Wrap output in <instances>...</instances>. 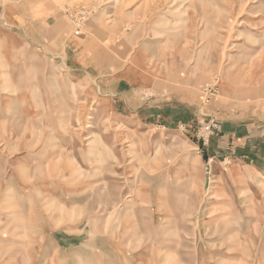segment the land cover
Here are the masks:
<instances>
[{
    "label": "rangeland",
    "instance_id": "rangeland-1",
    "mask_svg": "<svg viewBox=\"0 0 264 264\" xmlns=\"http://www.w3.org/2000/svg\"><path fill=\"white\" fill-rule=\"evenodd\" d=\"M226 120L264 129V0H0V264H64L58 230L76 264H264Z\"/></svg>",
    "mask_w": 264,
    "mask_h": 264
},
{
    "label": "crops",
    "instance_id": "crops-1",
    "mask_svg": "<svg viewBox=\"0 0 264 264\" xmlns=\"http://www.w3.org/2000/svg\"><path fill=\"white\" fill-rule=\"evenodd\" d=\"M11 81L12 82H10V84H12V83L14 84L15 83L14 79H11ZM36 83L39 85V87L35 91V96L37 97V90L40 88V86L45 85L46 83L48 84L49 80H44L43 79V80L38 81ZM32 84H35V83L34 82L28 83V85H27L28 88ZM16 92H17V90H16ZM21 92L24 93L23 96L20 95ZM17 93H19V98L22 100V104H21V108L19 109L18 114L15 116V118H21V119H22V117L25 118V119L32 118L33 116L35 117L33 110H37V111L38 110H42V109L37 108L35 106L32 107V103H30V100H32V98H33L32 90L26 89L25 91L24 90L20 91V89H19ZM44 98L43 99H38V97H37V99H36L37 103L41 104L44 101ZM152 106H154V105H148V106H146L144 108H150ZM166 107H164V109ZM28 108H30V109H28ZM164 109H163V111H164ZM141 110L142 109H140L138 112L136 111V113L133 114V118H139V117H142V118L145 117L146 118V117H148L150 115V114L149 115H145L144 113H141L142 112ZM164 113L167 116L171 117V118H174V117L181 118L182 116L184 117V114H182L181 111L180 112L177 111L176 108H173V109L167 108V109H165ZM178 118H176V119H178ZM15 120H16V122H13V126L14 127H21L20 126L21 123H19L20 122L19 119H15ZM25 121H27V120H25ZM225 122H226L225 124L224 123L222 124V128H223V126H227V128H226L227 132L224 135H222L221 139H219V137H218L217 148L214 147V150L216 151V153L218 155H221L222 151L226 152L225 149H221V148H224V145L226 143L231 144V146L230 145L228 146L231 149L230 150V154L236 156L238 162H242L243 164H245L247 166H250L253 169L258 170L260 173H262V175L264 177V129L261 130V128H259V126H255L253 124L252 125H243L242 126L241 124H238L237 121L233 122V120H226ZM38 123H40V125L43 126L41 121H39ZM228 124L230 125V128L228 127ZM35 128L37 130H41V128H39L37 126H35ZM55 130L57 132L53 133L52 141H56V139H58L60 142L65 141V139H64L65 137H63V136H61L59 138L56 137V136H58L57 135L58 134V130L57 129H55ZM59 133H61V135H66V134H63V132H59ZM226 139H227V141H226ZM1 145H3V144H1ZM255 145L258 148L255 149V147H256ZM26 149H28V148H26ZM36 149H38L37 146H36ZM97 150H95V152H94V150L90 151V152L95 153L94 156H93L92 153H89V155H83V157L90 156V160H91V158H96V159L101 160V153L102 152H100L99 150L97 151ZM257 151L260 152L261 156H259L257 154ZM36 152H37V150H36ZM62 153L63 152H62L61 149H60L59 152L58 151L52 152V157H51V161H50L51 163L56 161L55 165L59 166L61 170L64 167V165H66L64 160H68L69 159V158L68 159H64L65 157L61 156ZM250 156L253 157V158H256V160L250 161ZM56 158H59L58 161L56 160ZM215 161H216V159H215ZM67 192H68L67 190H62L61 189V191L60 190L53 191L52 194H55L56 197H61L62 195H64ZM83 197H85V196H83ZM43 209H44V207H43ZM61 232H62V230L56 231L55 232V237H54V242L57 243V246H58L57 247V251L60 253V255L62 257L61 260H62V262H64V264H76V262H77V253L74 250L75 247H73V246H76V245H70L68 243H65V239L61 237ZM105 239H106V241L100 240L98 243L96 241H94V242H96L100 246H105V245H107V238L105 237ZM6 240H7V243H6ZM0 242H3L4 245L11 246V250H12L13 242H12L10 237L4 235L3 240H0ZM67 246H69V247H67ZM14 247L16 248L17 246L14 245ZM20 247H22V245H20Z\"/></svg>",
    "mask_w": 264,
    "mask_h": 264
}]
</instances>
